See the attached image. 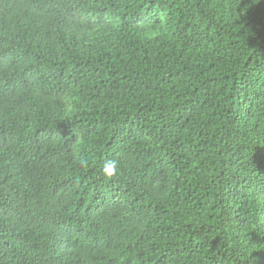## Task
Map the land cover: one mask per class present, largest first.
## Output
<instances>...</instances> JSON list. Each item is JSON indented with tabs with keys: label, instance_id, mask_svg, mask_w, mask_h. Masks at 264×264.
I'll return each mask as SVG.
<instances>
[{
	"label": "trees",
	"instance_id": "16d2710c",
	"mask_svg": "<svg viewBox=\"0 0 264 264\" xmlns=\"http://www.w3.org/2000/svg\"><path fill=\"white\" fill-rule=\"evenodd\" d=\"M0 264H264V0H0Z\"/></svg>",
	"mask_w": 264,
	"mask_h": 264
},
{
	"label": "clouds",
	"instance_id": "9594fccd",
	"mask_svg": "<svg viewBox=\"0 0 264 264\" xmlns=\"http://www.w3.org/2000/svg\"><path fill=\"white\" fill-rule=\"evenodd\" d=\"M103 171L107 175H112L116 171V163L114 161L106 163L105 166H104Z\"/></svg>",
	"mask_w": 264,
	"mask_h": 264
}]
</instances>
